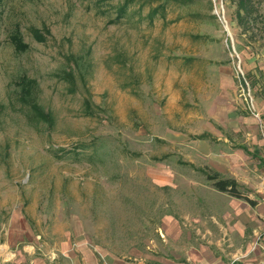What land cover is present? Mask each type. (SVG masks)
Listing matches in <instances>:
<instances>
[{
  "label": "rangeland",
  "instance_id": "1",
  "mask_svg": "<svg viewBox=\"0 0 264 264\" xmlns=\"http://www.w3.org/2000/svg\"><path fill=\"white\" fill-rule=\"evenodd\" d=\"M126 1L0 0V258L264 264V0Z\"/></svg>",
  "mask_w": 264,
  "mask_h": 264
},
{
  "label": "trees",
  "instance_id": "2",
  "mask_svg": "<svg viewBox=\"0 0 264 264\" xmlns=\"http://www.w3.org/2000/svg\"><path fill=\"white\" fill-rule=\"evenodd\" d=\"M195 0H173V2L177 4H190L193 3ZM134 2V0H128L126 1L120 8L118 9L117 14V20L122 19V17H125L129 14L131 3ZM143 2V1H142ZM233 2L237 6V19L239 25L243 28L244 33H248L250 30V26L255 21V15H256V4L255 0H233ZM156 3V0H149L143 2V4H140L138 8V14L142 15V11L144 7L147 5L150 9L148 10V19L150 23H153L154 20L161 16L163 19H166V7L161 3ZM69 81L71 83L75 82V77L73 74H70V77H68ZM86 98V107H85V113L86 115H91V105L90 101ZM197 139H211L208 133H204L202 135L196 136ZM208 180L213 182L214 188L222 193H227L232 197L235 198H245L241 191L239 190V185L235 179H224L220 177V174L217 172H214L213 174L205 173ZM251 205L255 206L256 202L249 200L248 198H245Z\"/></svg>",
  "mask_w": 264,
  "mask_h": 264
},
{
  "label": "crops",
  "instance_id": "3",
  "mask_svg": "<svg viewBox=\"0 0 264 264\" xmlns=\"http://www.w3.org/2000/svg\"><path fill=\"white\" fill-rule=\"evenodd\" d=\"M44 255H45V259L35 256L34 264H36V263L37 264H54L55 263V261H54L55 255L54 254L47 253ZM44 255H42V256H44ZM61 255L64 256L65 264H82L79 257L72 258L69 254H66V253H62ZM93 255L94 254L92 252H88V253L84 252V256L86 258L91 257V256L93 257ZM49 256H51L52 258L49 259ZM66 257H68V258H66ZM36 260H38V261L36 262ZM91 263L93 264V261ZM0 264H15V262L5 261L4 258H2V259L0 258ZM21 264H23V263H21Z\"/></svg>",
  "mask_w": 264,
  "mask_h": 264
}]
</instances>
